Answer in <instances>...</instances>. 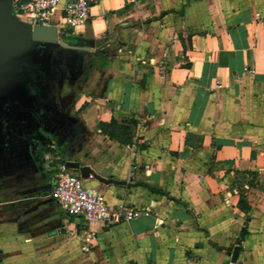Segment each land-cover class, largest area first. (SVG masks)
<instances>
[{"label": "crops", "instance_id": "obj_1", "mask_svg": "<svg viewBox=\"0 0 264 264\" xmlns=\"http://www.w3.org/2000/svg\"><path fill=\"white\" fill-rule=\"evenodd\" d=\"M18 2L0 0V264H264V0H107L55 44L24 32ZM60 45L111 49L110 82L30 83L16 57L42 66L32 50ZM53 157L120 182L84 179L140 216L70 218L97 238L84 254Z\"/></svg>", "mask_w": 264, "mask_h": 264}, {"label": "built area", "instance_id": "obj_2", "mask_svg": "<svg viewBox=\"0 0 264 264\" xmlns=\"http://www.w3.org/2000/svg\"><path fill=\"white\" fill-rule=\"evenodd\" d=\"M63 1H65V6L58 30L69 35L89 24L92 18V9L107 0H19L16 7L26 25L32 29L37 26L51 27L55 12ZM124 1L127 5L142 6L152 0ZM50 161L57 164L53 195L56 203L63 208L65 213L67 225L64 229L72 238L81 237L84 254L93 252L97 238L88 230L79 233L70 228V218H79L83 220L84 224L99 222L110 228L140 216V210L131 208L124 203L115 207L110 206L102 192L85 186L84 179L80 174L72 173V170L58 158L53 157Z\"/></svg>", "mask_w": 264, "mask_h": 264}, {"label": "rangeland", "instance_id": "obj_3", "mask_svg": "<svg viewBox=\"0 0 264 264\" xmlns=\"http://www.w3.org/2000/svg\"><path fill=\"white\" fill-rule=\"evenodd\" d=\"M27 45L26 43L16 47L10 45L4 48V52L9 55L15 52L25 54L23 49L28 48ZM32 52L42 54V66L31 64L30 56L28 58L20 55L16 57L27 69L30 83L49 78L57 88L66 86L81 88L82 85H86L87 88H96L98 83L108 84L116 69L113 60L114 53L109 48L99 50L95 47L87 51L60 45L52 51H40L35 47Z\"/></svg>", "mask_w": 264, "mask_h": 264}, {"label": "water", "instance_id": "obj_4", "mask_svg": "<svg viewBox=\"0 0 264 264\" xmlns=\"http://www.w3.org/2000/svg\"><path fill=\"white\" fill-rule=\"evenodd\" d=\"M25 26L26 27H25L24 32L29 37H31L35 42L52 43V44L60 42L59 31L56 27H53V26H51V27L37 26L34 29H32L28 25H25ZM67 166L71 170L78 171L83 179H87V178L92 177L95 180H97L98 182H100L101 184H105V185H110V184L119 185V184H121L120 182H117V181L112 180V179L107 180L105 178H102L94 170H92L90 167H87V166L81 167L80 164H68ZM239 252H240V248L236 247L234 249L233 254H232V262L233 263L237 262Z\"/></svg>", "mask_w": 264, "mask_h": 264}, {"label": "trees", "instance_id": "obj_5", "mask_svg": "<svg viewBox=\"0 0 264 264\" xmlns=\"http://www.w3.org/2000/svg\"><path fill=\"white\" fill-rule=\"evenodd\" d=\"M246 235V232L244 231L243 233H242V237H244Z\"/></svg>", "mask_w": 264, "mask_h": 264}]
</instances>
